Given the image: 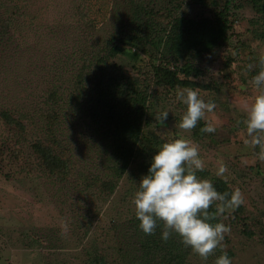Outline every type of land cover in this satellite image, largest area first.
I'll return each instance as SVG.
<instances>
[{
	"label": "rangeland",
	"instance_id": "obj_1",
	"mask_svg": "<svg viewBox=\"0 0 264 264\" xmlns=\"http://www.w3.org/2000/svg\"><path fill=\"white\" fill-rule=\"evenodd\" d=\"M132 2H149L163 26L170 10L174 16L209 15L223 0H0V264H150L152 258L131 249L145 236L131 201L155 151L176 138L199 145L205 165L199 178H222L244 195L243 205L217 217L231 228L223 245L232 264H264V161L257 159L259 148L243 143L238 123L255 95L251 80L264 56V36L254 34L264 26V10L234 0L227 40L194 59L202 74L188 78L197 84L169 88L154 82L153 69L166 55L158 36L139 47L122 39L132 33ZM92 47L105 50L115 68L150 81L149 124L141 133L149 136L148 151L123 171L103 139L105 127L81 109L91 95L71 104L78 92L72 62ZM178 88L215 103L208 114V121H218L214 133L200 131L205 120L190 133L179 128L186 106L176 100ZM163 111L169 114L161 124ZM220 160L228 168L223 177L215 174ZM190 252L193 264H214L222 254L218 248L204 261Z\"/></svg>",
	"mask_w": 264,
	"mask_h": 264
},
{
	"label": "trees",
	"instance_id": "obj_2",
	"mask_svg": "<svg viewBox=\"0 0 264 264\" xmlns=\"http://www.w3.org/2000/svg\"><path fill=\"white\" fill-rule=\"evenodd\" d=\"M248 1L257 11L264 10V0ZM212 2L214 4L215 0ZM149 5V2L131 3L132 8L128 15L131 14L129 29L132 33L122 36V39L131 42L134 47H139L148 39L151 42L156 34L159 50L166 55H162V60L153 69L154 82L169 88L175 85L193 86L197 84L195 80L188 78L189 75L197 77L202 74V70L194 59L201 54L212 52L219 44L227 40L230 26L229 15L231 6L235 5L234 0H223L222 4L219 3L210 9L209 15L184 16V14H178L174 16L171 15L172 10H170L167 13L169 21L163 26L157 21L156 16L159 11ZM89 29L94 31V26L90 25ZM2 32L0 31V34ZM164 34L165 38L162 39ZM254 34L263 37L264 26L260 33ZM94 47L89 50L88 56L72 62L71 74L76 80L78 92H74L70 100L71 104H78L87 92L91 95L85 100L87 103L81 109L88 110L85 113L105 127L103 139L107 142L106 144L110 142L112 159L117 162L115 164L119 165V170L123 171L131 158L136 154L145 158V152L148 151V148H144V142L149 136L143 132V139L141 133L143 124H149L146 115L151 95L150 81L142 80L137 73L127 71L124 67L115 68L107 61L110 57L108 53L105 50L97 52ZM86 53L84 51L83 55ZM128 53L136 55L134 49L129 50ZM179 56L185 58L182 64L176 63ZM189 56L192 58L190 59ZM178 72L183 73L185 77H180ZM4 114L7 113L4 112ZM4 117L11 121L8 115ZM198 124L199 127L203 126L201 122ZM107 135L109 138H106ZM37 147L44 157L46 153L48 154L49 150ZM146 164L147 161L144 162V167ZM150 164L151 162L147 164V169ZM212 183L220 193L232 191L222 178H216ZM214 210L213 205L210 211ZM211 223H219V219ZM140 231L142 232L141 229ZM161 233L162 224L158 222L154 235H145L131 247L134 249L133 253L137 251L136 254L145 256L146 260L152 258L150 264H193L189 258L187 259V256L191 254V249L181 243L179 236L173 234L167 242H164L161 239Z\"/></svg>",
	"mask_w": 264,
	"mask_h": 264
},
{
	"label": "clouds",
	"instance_id": "obj_3",
	"mask_svg": "<svg viewBox=\"0 0 264 264\" xmlns=\"http://www.w3.org/2000/svg\"><path fill=\"white\" fill-rule=\"evenodd\" d=\"M259 64L260 71L251 80L255 95L244 110L243 120L238 123L244 125L241 131L243 143L253 149L259 148L257 159L264 161V56L260 57ZM248 68L250 70L251 65ZM176 100L186 106L178 125L183 132L190 133L201 120L206 121L201 132L216 131L218 121H208V114L216 107L214 102H205L192 88H178ZM168 114L163 111L157 117L161 124L167 120ZM217 163L215 174L223 177L228 168L222 160ZM204 166L199 145L191 139L176 138L163 143L155 151L147 174L141 177L133 195L134 213L145 235H154L159 222L164 242L175 234L185 247L204 261L219 248L222 254L214 264H232L223 245L231 228L211 221L243 205L244 195L239 188L230 193L218 192L211 180L196 175ZM213 205L215 210L210 211Z\"/></svg>",
	"mask_w": 264,
	"mask_h": 264
}]
</instances>
